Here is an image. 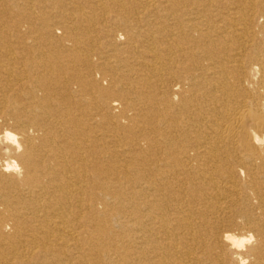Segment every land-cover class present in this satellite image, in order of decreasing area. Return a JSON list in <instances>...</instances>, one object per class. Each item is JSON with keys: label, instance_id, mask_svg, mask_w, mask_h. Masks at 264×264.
<instances>
[{"label": "bare ground", "instance_id": "6f19581e", "mask_svg": "<svg viewBox=\"0 0 264 264\" xmlns=\"http://www.w3.org/2000/svg\"><path fill=\"white\" fill-rule=\"evenodd\" d=\"M237 256L264 264V0H0V264Z\"/></svg>", "mask_w": 264, "mask_h": 264}, {"label": "clouds", "instance_id": "9594fccd", "mask_svg": "<svg viewBox=\"0 0 264 264\" xmlns=\"http://www.w3.org/2000/svg\"><path fill=\"white\" fill-rule=\"evenodd\" d=\"M8 138L15 142V137ZM227 239L231 242L232 248L239 252L245 251L247 247L255 242V237L251 233H249L246 238L235 239L234 237H228ZM235 258L240 261V264H248L247 260H242L239 256Z\"/></svg>", "mask_w": 264, "mask_h": 264}]
</instances>
